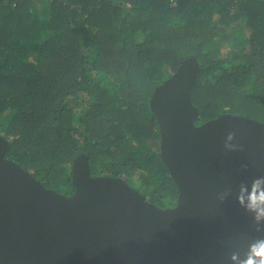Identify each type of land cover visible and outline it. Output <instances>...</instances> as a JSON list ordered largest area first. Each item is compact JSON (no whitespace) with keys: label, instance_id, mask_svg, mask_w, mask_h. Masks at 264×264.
<instances>
[{"label":"trees","instance_id":"trees-1","mask_svg":"<svg viewBox=\"0 0 264 264\" xmlns=\"http://www.w3.org/2000/svg\"><path fill=\"white\" fill-rule=\"evenodd\" d=\"M190 57L197 125L225 113L264 122V0H0L6 158L71 195L84 153L94 176L136 173L150 202L173 206L150 100Z\"/></svg>","mask_w":264,"mask_h":264},{"label":"water","instance_id":"water-1","mask_svg":"<svg viewBox=\"0 0 264 264\" xmlns=\"http://www.w3.org/2000/svg\"><path fill=\"white\" fill-rule=\"evenodd\" d=\"M200 63L190 57L150 100L160 156L178 187L171 207L149 201L124 177L94 176L86 154L72 162L71 195L47 188L7 159L0 134V264H232L264 231L234 196L241 183H264V122L229 113L200 125L192 91ZM235 131L241 149L224 144Z\"/></svg>","mask_w":264,"mask_h":264},{"label":"clouds","instance_id":"clouds-1","mask_svg":"<svg viewBox=\"0 0 264 264\" xmlns=\"http://www.w3.org/2000/svg\"><path fill=\"white\" fill-rule=\"evenodd\" d=\"M237 133L229 132L224 147L228 151H237L241 146L232 143ZM228 196H234L237 203L244 211L251 215L257 232L264 231V183L262 178L254 179L250 184L241 183L235 190L228 189L220 197L221 202ZM232 264H264V239H257L249 245L247 253L242 257L239 253L233 252L230 256Z\"/></svg>","mask_w":264,"mask_h":264},{"label":"rangeland","instance_id":"rangeland-1","mask_svg":"<svg viewBox=\"0 0 264 264\" xmlns=\"http://www.w3.org/2000/svg\"><path fill=\"white\" fill-rule=\"evenodd\" d=\"M230 46H235L234 44L230 43ZM229 44L224 45L220 50L219 53L221 54H226L230 50ZM232 48V47H231ZM82 101H84L83 98H81ZM77 111L80 112L82 110V107L78 106L76 107ZM135 176L133 177V181L130 180V184L135 187L136 189L140 190L143 194L144 189L142 188V185L138 182V177L136 176V173H134ZM125 178V177H124ZM153 203V202H152ZM155 204V203H154Z\"/></svg>","mask_w":264,"mask_h":264}]
</instances>
